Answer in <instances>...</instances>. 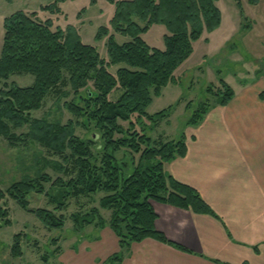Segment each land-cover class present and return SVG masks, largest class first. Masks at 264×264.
Wrapping results in <instances>:
<instances>
[{"label": "trees", "instance_id": "trees-1", "mask_svg": "<svg viewBox=\"0 0 264 264\" xmlns=\"http://www.w3.org/2000/svg\"><path fill=\"white\" fill-rule=\"evenodd\" d=\"M64 1L55 0L41 9L59 13ZM108 1L114 4V13L109 24L99 26L95 34L96 40L106 38L107 57L101 56L96 45L85 43L75 25L55 26L52 18L42 19L37 11L23 9L4 18L0 80L29 73L34 81L26 86L13 81L0 88V138L12 145L29 141L40 144L59 154L62 161L42 155L34 171L14 180L6 191L0 186V216L6 218L5 225H11L8 211L1 205L9 196L35 214L46 228H60L66 223L64 210L70 197L95 200L96 193L102 191L96 203L84 206L88 210L81 208L70 218L76 231L90 224H108L119 239L120 251L102 264H118L124 250L147 237L188 250L156 227L153 201L217 216L198 190L165 170L166 162L186 154L185 134L182 132L178 139L153 138L145 128H136L132 117L146 116L155 126L169 118L173 105L154 114H149L147 108L165 86L176 83L175 71L192 54L194 42L204 31L218 28L222 14L218 0ZM153 24L166 27L164 48L151 46L143 37ZM116 34L129 39L119 42ZM112 66H118L115 72L110 70ZM66 83L75 97L63 106L78 120L61 123L33 117L32 112L43 106L52 91ZM219 83L216 93L207 89L217 100L200 102L185 126L197 125L213 105H226L233 98L234 89L223 79ZM115 88L123 91L111 99L109 95ZM260 97L264 99V90ZM186 107L190 108L191 102ZM78 124L85 128L93 125L97 132L89 139L81 138L76 134ZM24 125H28L27 132L13 131ZM48 168L63 175L71 169L74 173L68 179L53 177ZM32 192L48 197L54 208L31 207L28 194ZM101 209L111 211L109 219L104 218ZM21 237L20 232L14 235V256L23 254ZM42 260L50 264L47 255Z\"/></svg>", "mask_w": 264, "mask_h": 264}, {"label": "rangeland", "instance_id": "rangeland-1", "mask_svg": "<svg viewBox=\"0 0 264 264\" xmlns=\"http://www.w3.org/2000/svg\"><path fill=\"white\" fill-rule=\"evenodd\" d=\"M54 1L0 0V52L4 37V18L23 9L37 11L42 19L52 18L55 26L59 25L63 28L68 24L77 26L83 41L96 45L101 56L107 57L106 38L96 40L95 34L99 26L109 24L114 13L112 3L108 0H95L94 3H91V0H66L60 3L62 11L59 13L41 9L43 5ZM238 1L240 4L237 3ZM217 5L222 14L218 28L211 32L204 31L202 36L194 42L192 54L175 71L176 83L171 82L165 86L162 94L154 96L147 108L149 114H154L173 105L169 118H165L166 120H162L155 126L146 116L132 117L136 128H145L146 133L153 138L167 136L178 139L184 130L185 121L199 103L207 99L210 102L217 100L215 96L208 93L207 89L210 88L213 93H216L220 87V79L225 80L233 89H238L241 82L249 81L253 75L264 74V0H218ZM166 32L163 24H153L147 32L143 33V37L151 46L164 48L163 35ZM116 39L123 42L129 37L116 34ZM117 68L118 66H112L110 70L115 72ZM13 81L20 86H26L33 83L34 76L29 73L12 74L7 81L0 80V88ZM122 91V88H115L109 97L116 99ZM65 92L69 93L67 97L63 96ZM74 97L75 93L70 84H63L53 90L43 106L34 110L32 115L37 118L58 120L61 123H66L69 119L77 121L78 118L63 106L66 100H72ZM188 102H191L190 108L186 107ZM123 124L127 126L128 122ZM13 131L27 132L28 125L14 128ZM95 132L97 131L93 125L85 128L82 124H78L76 127V134L84 139L91 138ZM130 154H127V158H130ZM42 155L52 160L62 161L59 154H53L40 144L29 141L12 145L1 137V188L6 191L14 180L20 179L25 173L34 171ZM135 157L137 160V156ZM48 171L53 177L62 175L64 179H68L74 173V169L65 175L52 168H48ZM46 188H50L49 183L46 184ZM103 194L102 191L97 192L95 200L70 197L68 206L64 210L65 225L51 229L46 228L35 214L26 211L13 198L6 196L1 201V205L8 211L7 217L11 219V225H5L6 218L0 216V264H46L42 260L43 255H47L50 264H62V262L65 263L63 257L68 258L70 254L74 255L75 250H77L76 257H81V245L85 243V240L92 241L96 231L91 232V229L76 231L70 215L81 208L83 211L88 210L89 208L85 209L84 206L92 202L96 203ZM28 199L31 207L54 208L55 206L49 202L48 197L35 192L28 194ZM110 213V210L104 209L102 214L104 218L109 219ZM19 232L22 233L23 254L14 256L11 253V246L14 235ZM58 246L61 247V253L57 251Z\"/></svg>", "mask_w": 264, "mask_h": 264}, {"label": "crops", "instance_id": "crops-1", "mask_svg": "<svg viewBox=\"0 0 264 264\" xmlns=\"http://www.w3.org/2000/svg\"><path fill=\"white\" fill-rule=\"evenodd\" d=\"M262 90L264 74L241 82L226 105L215 104L197 125L184 126L186 154L165 163L166 172L198 190L217 215L152 202L156 227L190 251L147 237L124 250L118 264H264ZM85 229L96 231L92 241L81 245V257L75 250L62 264H102L120 251L108 224Z\"/></svg>", "mask_w": 264, "mask_h": 264}]
</instances>
